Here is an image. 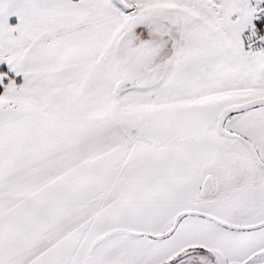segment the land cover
Wrapping results in <instances>:
<instances>
[{"label":"snow or ice","instance_id":"obj_1","mask_svg":"<svg viewBox=\"0 0 264 264\" xmlns=\"http://www.w3.org/2000/svg\"><path fill=\"white\" fill-rule=\"evenodd\" d=\"M0 264H264V0H0Z\"/></svg>","mask_w":264,"mask_h":264}]
</instances>
